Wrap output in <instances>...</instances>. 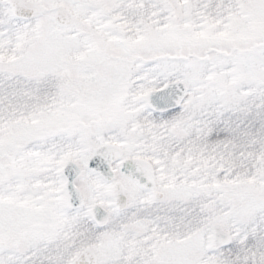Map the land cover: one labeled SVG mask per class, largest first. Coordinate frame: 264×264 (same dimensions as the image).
<instances>
[{
  "label": "snow or ice",
  "instance_id": "obj_1",
  "mask_svg": "<svg viewBox=\"0 0 264 264\" xmlns=\"http://www.w3.org/2000/svg\"><path fill=\"white\" fill-rule=\"evenodd\" d=\"M0 264H264V0H0Z\"/></svg>",
  "mask_w": 264,
  "mask_h": 264
}]
</instances>
